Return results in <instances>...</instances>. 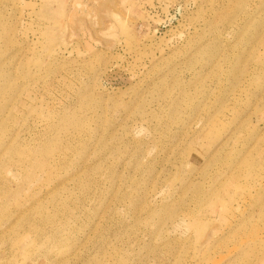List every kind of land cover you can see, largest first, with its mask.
I'll return each mask as SVG.
<instances>
[{
    "label": "rangeland",
    "instance_id": "rangeland-1",
    "mask_svg": "<svg viewBox=\"0 0 264 264\" xmlns=\"http://www.w3.org/2000/svg\"><path fill=\"white\" fill-rule=\"evenodd\" d=\"M0 264H264V0H0Z\"/></svg>",
    "mask_w": 264,
    "mask_h": 264
}]
</instances>
